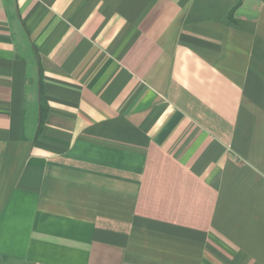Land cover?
I'll return each instance as SVG.
<instances>
[{"label":"crops","instance_id":"1","mask_svg":"<svg viewBox=\"0 0 264 264\" xmlns=\"http://www.w3.org/2000/svg\"><path fill=\"white\" fill-rule=\"evenodd\" d=\"M0 264H264V0H0Z\"/></svg>","mask_w":264,"mask_h":264}]
</instances>
